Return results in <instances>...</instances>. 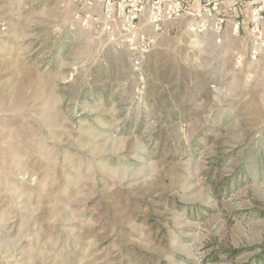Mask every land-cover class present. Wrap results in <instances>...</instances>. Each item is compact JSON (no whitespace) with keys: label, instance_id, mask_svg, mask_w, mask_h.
Listing matches in <instances>:
<instances>
[{"label":"rangeland","instance_id":"374dc122","mask_svg":"<svg viewBox=\"0 0 264 264\" xmlns=\"http://www.w3.org/2000/svg\"><path fill=\"white\" fill-rule=\"evenodd\" d=\"M198 1L136 67L0 0V264H264V0Z\"/></svg>","mask_w":264,"mask_h":264},{"label":"built area","instance_id":"2783aa9c","mask_svg":"<svg viewBox=\"0 0 264 264\" xmlns=\"http://www.w3.org/2000/svg\"><path fill=\"white\" fill-rule=\"evenodd\" d=\"M203 1V0H202ZM208 1V0H205ZM78 6L76 20L86 28H92L99 41L105 45L126 48L136 67L156 44L157 36L148 27L158 32L165 20L176 18L186 11L184 0H73ZM211 2V0L209 1ZM99 5V11L95 7ZM218 8V2L213 6ZM209 8H198V17ZM146 14V16H145ZM143 17H146L143 20ZM224 19L216 22L222 27Z\"/></svg>","mask_w":264,"mask_h":264},{"label":"crops","instance_id":"0c3cea01","mask_svg":"<svg viewBox=\"0 0 264 264\" xmlns=\"http://www.w3.org/2000/svg\"><path fill=\"white\" fill-rule=\"evenodd\" d=\"M186 3V7L189 10H195L199 6L198 0H184ZM247 2L245 0H225V4L223 7V15L226 16V24L236 22V20H239L241 18V15L244 12L245 6ZM100 7L97 5L95 7L96 10H98Z\"/></svg>","mask_w":264,"mask_h":264}]
</instances>
